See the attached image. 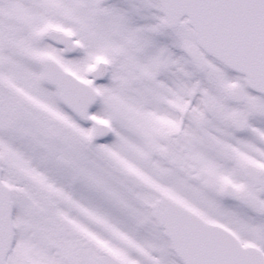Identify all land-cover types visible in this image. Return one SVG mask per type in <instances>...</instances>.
I'll return each instance as SVG.
<instances>
[{
    "label": "snow or ice",
    "instance_id": "obj_1",
    "mask_svg": "<svg viewBox=\"0 0 264 264\" xmlns=\"http://www.w3.org/2000/svg\"><path fill=\"white\" fill-rule=\"evenodd\" d=\"M0 264H264V0H0Z\"/></svg>",
    "mask_w": 264,
    "mask_h": 264
}]
</instances>
